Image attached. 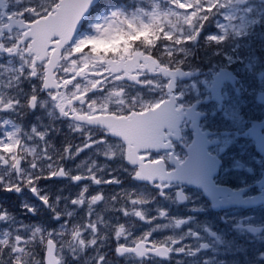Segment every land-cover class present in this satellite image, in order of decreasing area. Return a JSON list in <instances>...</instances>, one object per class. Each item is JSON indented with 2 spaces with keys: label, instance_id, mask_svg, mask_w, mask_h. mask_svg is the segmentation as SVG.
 <instances>
[{
  "label": "snow or ice",
  "instance_id": "6c2138e0",
  "mask_svg": "<svg viewBox=\"0 0 264 264\" xmlns=\"http://www.w3.org/2000/svg\"><path fill=\"white\" fill-rule=\"evenodd\" d=\"M18 2H22V0H18ZM56 3L57 0H50L49 5H41L38 7L34 0H29L27 7L31 9V12L20 10V18L26 25L39 26L38 22L43 20L44 17L49 14V12H52L53 16L56 15V13L53 11ZM229 3L230 0H216L215 3H213V0H168V4L171 6V8L167 10L162 9L160 4L159 7H154L151 4V7L149 9L137 8L135 12L131 14H125L121 11H111L109 17L105 20V22L96 24L94 26L95 34L77 38V26L79 25L84 14L91 4V0H83V3H81L78 7L69 6L70 20L67 27L68 31L72 32V37L69 41V44L65 47H69L72 43L82 39H106L109 36L116 35L122 31H128L127 25L129 24H132L135 27H139L141 24L150 23L154 18L161 16L162 13L166 14V11H171L179 16L186 17L190 13L195 12L197 11V9H199L191 25L193 31H195L196 27L200 26L202 19L206 22L207 19L210 18V13L216 11V9H223L227 7ZM178 5H181L182 7H178ZM3 8L4 0H0V22L4 21V12L2 10ZM188 27V25H183L181 31L174 34L173 39L163 42L158 40L154 45L151 46H144L140 41L130 42V53L142 52L144 55H151L153 59L157 61L158 65L169 70L167 72H162L159 70L148 71L147 69H144L142 71L137 70L139 74L136 76V79L129 80L127 76H121V73L125 70V66L123 64H109V61L115 58L113 53L103 50H97L96 52L91 53L92 60L89 62V67L94 68L97 65H100L104 68H107V71H100L99 75L96 77V79L99 80L97 87L85 91L83 93L82 99L73 103V107L79 104L81 111H83L85 108H88L89 111H91V108H95L97 114L109 112L116 115L131 116L133 113H137V115L140 116L142 120L150 123V125L155 130L156 135L154 137H138L134 142L136 149H138L137 151H135V157L126 161L133 168V178H147L153 185L158 188V190L166 187V185L161 184L160 181L165 180L170 175V170L165 167L169 157L167 155L154 156L153 150L166 149L168 147V132L177 118V109L175 105L168 99V97L164 96L161 99L151 102L152 104H154V108L151 110V115L149 113H143L140 111V108L143 106L144 102L139 95L129 98L127 89L130 86L135 85H138L140 87L154 88L156 87V82L152 79H147V77L154 75L159 76L160 74H163L164 77L171 78L180 72L181 63L176 59V56L179 51V46L182 43L186 42V40H183V42L180 44H177L175 40L177 36H184ZM30 30L31 29L26 30L24 28H19L13 25H9L7 28H0V54L8 57H15L20 62L15 68L14 75H12L11 77V82L4 85L6 89L12 87L14 84H17L22 78L39 79L40 72H36V74L33 75L32 67H29L32 55L28 51V45L32 42V37L28 35V31ZM164 31H168V29L165 28ZM216 38L218 37H209L210 40H216ZM52 39L53 41H55L56 38L53 37ZM52 47H54V43L49 45V49H51ZM157 48L160 49V54L154 55V50ZM90 50L91 46L89 45L88 47L82 49L81 52L74 54L72 57H70V59H76L78 56L84 57L85 53H89ZM61 51H63V49ZM85 59L87 58L85 57ZM35 67L39 68L40 64L37 63ZM113 67L119 68V72L112 71ZM25 69H27V71H25ZM0 71L9 72L11 71V69L9 67H0ZM57 76L60 80L68 81V83L62 85L63 91L65 93L73 91L74 86H78V88L86 87L88 83L87 70L81 71L79 75H75L73 71H68L63 76H61L60 73H57ZM117 77L120 78L117 79ZM170 87L171 80L165 79L163 82L162 90L167 91V89ZM42 89L46 91L48 100L52 104H55V101L52 100V95H54L61 89L44 88L43 86ZM108 91H112L114 93L118 92L120 94V98L124 99V102L128 104L129 107L124 109L122 112H116L111 104L105 105L103 103H94L93 98H89L90 93H99L100 95H103ZM32 98H34L35 102L32 103L31 106H29V101L32 100ZM38 102V96L35 92H33L30 99L26 100L23 106L28 108H35ZM20 105V100L15 98V96H9L5 93H0V112L15 111L17 106ZM161 112L166 114L165 119H154L155 115ZM62 117L71 118L70 116ZM103 123V121L91 123L77 121L74 126V131L83 133L84 125L101 126ZM8 124L9 120L4 119L2 121V124H0V127L7 128ZM105 132L109 133L108 131ZM46 135L47 131H38L36 127H33L28 133H22L21 129L19 127H16L14 130L6 131L5 133L0 134V170H2L6 176H14L17 178L15 186L8 185L7 187H4L3 190L20 191L24 186H27L29 190L32 191L38 199L41 200L42 203H44L46 206L52 207L53 205L49 202L48 195L45 194L42 196L37 190V181L38 179L51 178V176L53 175L65 176L67 173L64 170H61L58 166H51V163L47 166L42 165L41 161L45 158H47L50 162L54 158L50 151V146L45 143ZM112 136H114L118 141V146H113V149L111 151L105 149V158H115L117 152H119V155L124 158L123 149H125L127 145L121 141V138L119 136ZM31 139L39 141V143L35 145L36 154L39 156V158L32 161H29V159L27 158L19 159V162L15 164V166H13V164L9 162L12 154L3 152V146L19 140L21 142V144L17 146V155H19V148L21 147V145L29 147L33 146L29 143H26L27 140ZM156 140H159V142H154ZM105 143H107V141L104 137H100L98 140H95L89 132L86 134L85 144L80 145L77 151L83 150L86 147H95L96 144ZM65 153H67L69 156L72 155L71 146L65 148ZM60 158L62 159L63 157ZM175 163L178 164L179 161L177 160L175 161ZM192 163H194V161H192ZM24 164L28 165L27 169L22 167ZM138 170L139 174H137ZM5 175H0V185H3L5 183ZM88 175L97 184L119 183V181L115 177L111 176V174H109V178L106 180L99 179V177L92 174L91 172H89ZM72 179L74 181L79 180L81 179V176L78 175L72 177ZM85 192L86 189L82 190L79 196L72 199L70 203L77 206H82L83 203H87L91 206L97 204L98 202H102L104 199L102 194H95L90 198H86ZM160 194L164 195V192L160 191ZM177 195H179V193ZM121 197H123L127 201L129 206L144 202L130 193H121L119 196L113 197L112 200H118ZM30 210L35 212L34 208ZM129 211H131L134 216L140 218L141 220L151 219L145 217L141 211L134 210L131 207L121 209L122 214H127ZM54 215L55 218L59 219V215ZM65 215L71 217L72 213L66 212ZM159 215L163 217L165 215V212L161 210L159 212ZM7 218L8 214L6 212H0V222L7 221ZM176 223L177 225H179L180 221H176ZM103 226L104 221L100 215L93 217L91 213H87L83 221L78 224L69 225L66 221L64 228L59 233H45L40 232L36 229H32L30 235L20 236L6 232L3 238L5 236H8L9 243L4 244L3 247L0 248V264H15L17 258H19V264H35L34 258L30 255V245L37 242L43 243L44 245H46L45 251L48 254L49 241H51L52 245H56L57 255L63 252L64 249H68L72 252L73 258H76L82 250L88 247L98 249V246L104 239V234H102L100 231ZM123 231V226L119 225L113 229L114 235L116 236L122 235ZM33 232L39 233V241L35 238H32L30 240ZM85 234H87V239H85ZM176 243H178V241H173L171 245H156L147 235H145L141 238V240H133L131 243L126 245H120L118 242L116 253L117 255L130 254L138 260H143L147 259L153 254L161 256L165 253L170 254L171 250H175ZM12 244H14L15 247H12ZM17 249H21L23 252L29 254L27 260H25V258L21 255V252L17 251ZM5 250H7L8 252L7 261H4ZM96 259L99 261V264H105V258L103 257V255H98ZM52 264H58L57 260L53 258V251Z\"/></svg>",
  "mask_w": 264,
  "mask_h": 264
},
{
  "label": "flooded vegetation",
  "instance_id": "af4514ba",
  "mask_svg": "<svg viewBox=\"0 0 264 264\" xmlns=\"http://www.w3.org/2000/svg\"><path fill=\"white\" fill-rule=\"evenodd\" d=\"M198 50L197 47L194 48V51L191 55V60L185 58V55L179 56V61L181 66L184 67L186 64H191L193 66L192 70H197L200 72V82L201 85L207 86L208 82L212 79L213 69L221 70L222 65L219 62L214 60L215 56L210 47L200 46ZM70 66H75V62H65ZM215 65L216 67H212ZM69 70L63 72V75L66 74ZM236 75L240 76L239 72H235ZM77 75V72H74ZM147 79H151L147 77ZM58 83L55 88L61 89L60 91L54 94L52 98L55 101V104H52V108H48L46 114L44 115V119L42 120L45 125V131H47V135L45 137V143L50 146V151L53 155V160L50 162L47 158L41 161L42 165L54 166L56 160L59 161L66 169H70L72 163L78 162L80 165V170L82 172V179L85 185L87 186L88 182H94L88 175L89 172L99 177V179L109 178V174L115 177L119 182H128L133 185V182L136 181L137 178H133V168L126 161L128 159H133L135 157V141L131 143H125L127 145L124 152V158L119 155V152L116 153L115 158L106 159L105 158V149L111 151L113 146H118V141L116 139H112L108 136L106 129H102L100 127H94L84 125V132L88 131L91 135L94 136L95 140H98L100 137H104L107 143L105 144H96L95 147H86L83 150L77 151L80 145L85 144L86 135L84 132H81L79 136V141H57L54 139L55 133L61 128L65 127L67 121L70 118H65L62 116H70L72 112L77 113L81 116L82 120L86 123H89L91 118L96 115H114V116H123L116 115L114 113L104 112L97 114L95 108H91L89 111L88 108H85L83 111L80 109V105L77 104L73 107V103L77 101V98L80 95H83L85 91H88L92 88L91 84H88L84 88H78V86H74L73 91L65 93L63 91L62 85L66 84L65 82L60 83L58 78ZM156 82V87H140L138 85L134 86V92L128 93L129 98L132 96L139 95L142 101L144 102L143 106L140 108L141 112H145L146 110L154 107V102L158 99L167 96V91L162 90L164 80L162 78L158 80H154ZM197 81V80H196ZM196 81H192L193 85V94L182 93V85L179 87V92L177 93L175 106L178 108H182L183 111H186L191 106L198 107V110L205 113V117L201 120V126L204 130H209L208 127H204V122L210 113L213 112L211 102V95L208 94L207 89L202 90L196 87ZM68 83V82H67ZM33 82L29 80L26 82L19 81L17 84H14L8 92H6L9 96H15V98L19 99L21 105L24 101L28 100L33 93ZM178 88V85L176 89ZM56 98H59L56 101ZM89 98H93L94 103H103L105 105L111 104L113 109L116 112H122L124 109L128 108L129 105L124 102V99L120 98L118 92L112 94V91L105 92L103 95L99 93H90ZM59 108H64L63 115H60L58 111ZM28 107H22L19 111H8V112H0V124L4 119L9 120V124L7 128L0 127V134L5 133L6 131H11L14 125L22 126L25 130L32 129L39 125L40 120L33 114L28 111ZM137 114V113H133ZM213 123V122H212ZM75 124V123H73ZM163 127V125H162ZM189 124L187 120H184L180 124L177 139L175 131L169 129L168 132V147L166 149H154V156L167 155L169 158L165 167L170 170L171 177L172 172L176 169L177 165H180L185 157L187 156V146L192 140V135L188 130ZM43 129V130H44ZM137 135H141V133H136ZM156 133L154 134V136ZM155 142H159L156 140ZM37 145V144H36ZM71 146L72 155H68L65 153V148ZM60 149L56 152L55 148ZM91 148V149H90ZM90 149L89 154L86 157L87 151ZM209 152L215 154L216 151L214 148H210ZM217 152L220 154L221 151L217 148ZM60 157H63L62 159ZM27 158L29 161L38 159L39 156L36 154L35 146L29 147V149L23 154L16 157L14 160L15 163H12L13 166L19 162V159ZM138 159V158H137ZM13 160V161H14ZM85 161V163L83 162ZM179 161V163H175V161ZM94 164H102L103 167L100 168L101 172H96L97 168L92 167ZM105 165H110L109 168H106ZM23 168L27 169L28 165L24 164ZM54 174V173H53ZM139 174V170L137 172ZM0 175H5L2 171ZM54 176V175H53ZM53 176L51 178L38 179L36 188L43 196L45 194L49 195L50 191L54 190ZM167 177V178H168ZM27 179V178H26ZM158 179V178H157ZM17 182V178L14 176H6L5 175V183L0 185V212H6L8 214L7 221L0 222V248L3 247L4 244L9 243V237L4 236L6 232L27 236L31 234L32 229H36L40 232L45 233H54L55 230V215L53 207L46 206L41 202L37 196L29 190L27 186H24L20 191H5L4 187L8 185L15 186ZM166 185L165 188L167 190L163 191L165 188L158 190V188L153 185L152 189L156 190L159 200H154L150 202L155 206L160 208V211L163 210L167 213V217L170 219H166L161 217L158 212L150 210V206L146 203H140L136 205L129 206L128 203L123 205L122 208L131 207L134 210H139L145 217L158 219L159 223L155 221L149 222V220H141L134 216L131 211L127 214H122L121 209L115 210V220L112 219V229L109 234H104V239L100 243V250L103 249V257L105 258V264H113V261L116 260L118 264H173L169 260L162 261L155 256H150L147 259L138 260L132 255H121L117 256L116 248L119 242L120 245H126L131 243L133 240H141L142 237L147 235L151 241L156 245H171L173 241H178L175 244V250H171V252L175 251V253L180 257H185L186 263H178V264H237L232 259H227L228 257L232 258L234 256H242V250H237V245L233 248H229L226 242L231 239L234 243H237L239 239V234L242 232L241 229L245 227L244 224L240 223H231L222 220H182L183 212L189 210L188 206L179 205L176 201V194L180 190L188 191L187 188L183 187L180 183H174L167 186L166 183H161ZM84 185V187H85ZM149 187L143 186V191H139L138 194H143L146 197L147 193L150 191ZM160 191L164 192V195L160 194ZM130 194L135 196L134 190L130 192ZM49 202L52 204V199L49 197ZM147 205V206H146ZM35 209V212L30 209ZM90 208H92L90 206ZM196 211V209H193ZM188 213V212H187ZM87 212L84 213L80 222L83 221ZM176 221H180L179 225H177ZM123 226V234L120 236L114 235L113 229L116 226ZM101 233L102 229H100ZM11 235V234H9ZM35 238L39 241V233L33 232L30 240ZM85 239H87V234H85ZM15 247L14 244L11 245ZM98 246V247H99ZM102 247V248H101ZM46 245L43 243L37 242L30 245V255L34 258L35 264H45V251ZM92 248V247H91ZM87 249V248H86ZM84 249L83 251H86ZM17 251L21 252V255L27 260L28 253L23 252L21 249H17ZM219 255L220 260L217 259ZM86 259L83 261V264H99V261L96 259V263L91 261V257L86 255ZM8 260V252L4 251V261ZM222 260V261H221ZM15 264H19V258H17Z\"/></svg>",
  "mask_w": 264,
  "mask_h": 264
},
{
  "label": "rangeland",
  "instance_id": "374dc122",
  "mask_svg": "<svg viewBox=\"0 0 264 264\" xmlns=\"http://www.w3.org/2000/svg\"><path fill=\"white\" fill-rule=\"evenodd\" d=\"M48 1H50V0H42V2H44V3L48 2ZM144 1L146 2V5H145V6H142V5H136L134 8H130V9H128V10H126V9H124V8H122V7H119V8H115V9H113V10H110V11L103 12V13L99 14V15H98V16L92 21L91 26H92L93 30H92V31H86V32L82 35V37H83V36H90V35L95 34V32H94V26H95L96 24H100V23L105 22V20L109 17L111 11H121V12H123V13H125V14H131V13L135 12V10H136L137 8H145V9H149V8L151 7V4H152L154 7H159V4L161 5V3L159 2V0H144ZM165 1H167V0H165ZM179 6L182 7L181 5H179ZM161 8H162V7H161ZM170 8H171V6L169 5L165 10L170 9ZM162 9H163V8H162ZM236 9H237V10H238V9L240 10V8H239L238 6H236ZM197 11H198V9H197ZM197 11L190 13V14H189L188 16H186V17H189V16H191L192 14H195ZM249 11H250V9H247V10H246V12H249ZM173 14H174V15H177V14L174 13V12L166 11V14H163V13H162L161 16L154 18L150 23H147V24H141L139 27H135V26H133L132 24H129V25H127V29H128L127 32H129V33H135V32H142V33H145L146 30H147L148 28H150V26H151L154 22H159V21H161L163 15H164V16H167V17L169 18V17H172ZM234 14H235V11H233L232 8H229V9L225 12L224 15H231V16H234ZM242 15L245 16L244 14H242ZM245 17H246V16H245ZM223 25H224V28H227L228 26H231V25H229V24L227 25V24L222 23L221 26L223 27ZM234 27L240 28V27H242V25L239 24V26H237L236 24H234ZM119 37H120V36H119ZM119 37H118V39H119ZM106 39H108V40H110V41H113L114 39H116V35H115V36H113V35H112V36H109V37L106 38ZM83 40H85V41H86V40H87V41H89V40H96L97 42H100V41H101V39L91 38V39H82V40H80L79 42H81V41H83ZM87 59H88V57H87Z\"/></svg>",
  "mask_w": 264,
  "mask_h": 264
},
{
  "label": "water",
  "instance_id": "95a60500",
  "mask_svg": "<svg viewBox=\"0 0 264 264\" xmlns=\"http://www.w3.org/2000/svg\"><path fill=\"white\" fill-rule=\"evenodd\" d=\"M97 0H91V5H93ZM81 3H83V0H63L62 1V8L58 10L57 15H55L52 18V21H60L62 25L60 26L62 29H64V34L65 32L72 33L68 31V22L70 20V14H69V6H75L78 7ZM89 10V8H88ZM88 10L84 14V16L88 13ZM83 16V17H84ZM83 19V18H82ZM63 33H55L53 37H63ZM52 37V36H51Z\"/></svg>",
  "mask_w": 264,
  "mask_h": 264
},
{
  "label": "trees",
  "instance_id": "16d2710c",
  "mask_svg": "<svg viewBox=\"0 0 264 264\" xmlns=\"http://www.w3.org/2000/svg\"><path fill=\"white\" fill-rule=\"evenodd\" d=\"M115 1L117 0H102L101 5L105 6L107 5V3H114ZM122 1H125V0H122ZM209 43H212V42H209Z\"/></svg>",
  "mask_w": 264,
  "mask_h": 264
},
{
  "label": "bare ground",
  "instance_id": "6f19581e",
  "mask_svg": "<svg viewBox=\"0 0 264 264\" xmlns=\"http://www.w3.org/2000/svg\"><path fill=\"white\" fill-rule=\"evenodd\" d=\"M218 60H216V62H217Z\"/></svg>",
  "mask_w": 264,
  "mask_h": 264
}]
</instances>
